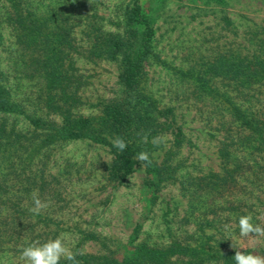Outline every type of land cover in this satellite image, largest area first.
Wrapping results in <instances>:
<instances>
[{
    "label": "trees",
    "instance_id": "1",
    "mask_svg": "<svg viewBox=\"0 0 264 264\" xmlns=\"http://www.w3.org/2000/svg\"><path fill=\"white\" fill-rule=\"evenodd\" d=\"M40 5L39 0H0V245L18 255L34 241L58 237L54 219L43 220L42 211L33 215L29 209L34 194L57 196L58 180L47 174V166L61 144L89 140L108 146L105 180L112 187L124 183L141 165L136 155L147 151L151 163L144 167L153 203L162 185L177 180L182 163L176 156L185 141L174 107H159L143 89L154 29L141 0L125 12L128 27L119 31L105 29L94 21L95 14H85L86 23L76 31L64 9L47 13ZM246 42L227 48L209 66L224 89L201 91L217 101L212 112L218 111L214 130L220 164L219 171L192 176L183 186L191 200L184 220L201 234L186 232L159 245L141 241L129 254L117 255L103 239L81 231V241L93 239L102 247L95 253L72 250L81 264H235L236 251L255 254L225 243L230 219L239 222L264 200V111L257 104L264 85V39ZM79 58L119 64L116 95L88 105L99 108L97 115L81 113L89 103L82 96L89 79L76 66ZM116 137L127 143L124 152L113 145ZM158 137L169 144L161 159L163 142L153 143ZM141 227L133 228V240ZM205 229L217 238L205 235ZM60 264L71 261L62 258Z\"/></svg>",
    "mask_w": 264,
    "mask_h": 264
},
{
    "label": "rangeland",
    "instance_id": "2",
    "mask_svg": "<svg viewBox=\"0 0 264 264\" xmlns=\"http://www.w3.org/2000/svg\"><path fill=\"white\" fill-rule=\"evenodd\" d=\"M39 1L41 10L47 13L55 7L64 9L76 31L86 23L85 14H95L98 18L94 21L105 29L119 31L128 27L125 12L135 0ZM141 3L154 29L153 56L145 63L143 89L159 107H174L176 121L185 134L176 156L182 167L177 180L162 185L152 203L154 193L147 184L144 166L139 165L122 185L112 187L105 180L111 160L108 146L89 140L61 144L47 166V174L57 177V196L51 199L47 194L38 198L47 204L41 218L55 220L58 236L63 234L71 250L76 248L88 253L101 250L98 241L85 238L81 241V231L103 239L117 255L129 254L141 241L159 245L186 232L201 234L194 231L195 224L188 225L184 220L191 200L183 186L192 176L220 169L214 130L218 111L212 112L217 101L201 91L210 88L220 92L224 83L208 69L227 48L248 43L247 39L251 38L264 39V0H141ZM77 15H82V19ZM76 35L80 38V33ZM76 66L89 79L82 91L89 103L83 106L81 113L97 115L99 108L88 105L116 95L120 89L119 64L110 60L91 63L79 58ZM199 76L204 83L196 79ZM260 89L262 94L257 104L264 111V85ZM168 139L166 136L165 141ZM163 145L159 159L169 144L163 141ZM254 207L255 211L248 213L253 217L252 222L264 227V200ZM192 215L195 221L201 218L196 211ZM137 223L142 227L138 238L133 240L132 231ZM222 230L218 228V232ZM213 232L204 231L205 235ZM225 232V243L231 247L250 248L255 255L264 256V236L241 237L239 222L234 217L226 224ZM5 247V243L0 245V263H26L21 255Z\"/></svg>",
    "mask_w": 264,
    "mask_h": 264
},
{
    "label": "clouds",
    "instance_id": "3",
    "mask_svg": "<svg viewBox=\"0 0 264 264\" xmlns=\"http://www.w3.org/2000/svg\"><path fill=\"white\" fill-rule=\"evenodd\" d=\"M163 137L153 138L154 144L163 142ZM143 142H147V136L143 137ZM113 145L120 151L124 152L127 148V143L122 137H116ZM136 160L141 162V166H146L151 163L149 153L142 151L136 155ZM34 206L29 209L33 214L39 215L42 209L47 207V204L42 202L38 196L33 195ZM251 214L243 215L239 218V232L241 237H259L264 236V227L258 224H253ZM254 234V235H250ZM79 253H74L66 244L63 234L50 239L44 243L34 241L27 247H24L21 252V259L26 264H60L61 259L71 261V264H81L77 260ZM235 264H264V256L255 255L252 253H244L236 251L233 257Z\"/></svg>",
    "mask_w": 264,
    "mask_h": 264
}]
</instances>
